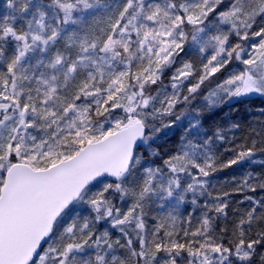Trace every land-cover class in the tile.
Instances as JSON below:
<instances>
[{
    "label": "snow or ice",
    "instance_id": "6c2138e0",
    "mask_svg": "<svg viewBox=\"0 0 264 264\" xmlns=\"http://www.w3.org/2000/svg\"><path fill=\"white\" fill-rule=\"evenodd\" d=\"M0 6V264H250L264 199L246 198L226 242L228 203L208 178L255 163L257 141L219 163L227 136L203 117L264 97V0ZM257 186L264 176L247 174L242 188ZM188 204L201 210L195 228Z\"/></svg>",
    "mask_w": 264,
    "mask_h": 264
},
{
    "label": "trees",
    "instance_id": "16d2710c",
    "mask_svg": "<svg viewBox=\"0 0 264 264\" xmlns=\"http://www.w3.org/2000/svg\"><path fill=\"white\" fill-rule=\"evenodd\" d=\"M264 99L258 96L242 99L238 103H233L231 106H223L211 112L204 114V131L209 135L213 134L217 128L225 131L227 139L222 142H216L215 150L219 163H226L229 159L235 157L234 151H226L232 149L236 145L247 142L251 146L252 139H256L255 155L252 160L255 163L245 160L230 167L218 168V170L210 175L209 192L212 197L220 196L222 200L228 203L227 219H221L217 223L216 231L219 234L220 230L227 228L228 233L225 235V241L232 239L231 232L233 229V221H237L248 210L251 209L252 202L247 197L253 200L264 199V189L256 187V191H250L247 188H242L245 176L251 173L254 176H264V134L255 136L253 129H261L264 127ZM178 109L177 111H179ZM236 122L240 125L238 130L230 129V125ZM183 129H176L174 134L168 137H162L159 144L160 150H170L174 148L179 142V137L182 135ZM170 144V147L168 146ZM242 189V190H240ZM228 193L225 197L223 194ZM201 198L200 203L203 204ZM181 212L187 215V212H193L192 227L195 228L198 224L201 210L192 206L191 204L181 207ZM264 214V209L257 211V216ZM152 215V214H151ZM151 216L148 220L151 223ZM260 231H264V221H253L251 228V236L257 237ZM264 256V247L257 245L256 253L253 256L250 264H262L261 257Z\"/></svg>",
    "mask_w": 264,
    "mask_h": 264
},
{
    "label": "rangeland",
    "instance_id": "374dc122",
    "mask_svg": "<svg viewBox=\"0 0 264 264\" xmlns=\"http://www.w3.org/2000/svg\"><path fill=\"white\" fill-rule=\"evenodd\" d=\"M4 4V0H0V5H3ZM4 12H5V9L2 7V6H0V15H3L4 14ZM18 23V26L20 25V24H22L23 22L22 21H18L17 22ZM193 59L194 61H196L197 62V64L199 63V59H198V57L197 56H195V55H193V54H189V56H186V57H184V59ZM214 86V85H213ZM207 88H208V85H206V87H205V89H203L202 91H207ZM255 95H253V96H251V97H254ZM261 98H263L264 99V97H261ZM197 107H200V105L198 104L197 105ZM207 112H209L208 110H205V113H207ZM204 113V114H205ZM168 146L170 147V144H168ZM164 151H166V150H164ZM151 214H155V210L153 209V212L152 213H150V216H151ZM151 218V217H150Z\"/></svg>",
    "mask_w": 264,
    "mask_h": 264
},
{
    "label": "bare ground",
    "instance_id": "6f19581e",
    "mask_svg": "<svg viewBox=\"0 0 264 264\" xmlns=\"http://www.w3.org/2000/svg\"><path fill=\"white\" fill-rule=\"evenodd\" d=\"M206 87V86H205ZM205 89V88H204Z\"/></svg>",
    "mask_w": 264,
    "mask_h": 264
}]
</instances>
